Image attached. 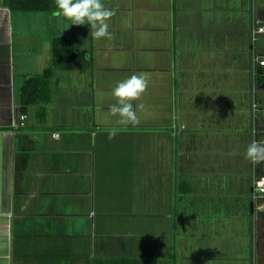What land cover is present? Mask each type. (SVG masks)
<instances>
[{
  "label": "crops",
  "instance_id": "crops-1",
  "mask_svg": "<svg viewBox=\"0 0 264 264\" xmlns=\"http://www.w3.org/2000/svg\"><path fill=\"white\" fill-rule=\"evenodd\" d=\"M102 2L115 12L111 40L93 39L87 24L57 28L41 47L48 62L40 55L34 64L28 15L0 0V264H93L96 257L248 264V252H223L230 242L222 240L237 232L244 241L247 225L242 210L223 212L215 201L222 193L208 177L222 174L211 160L179 159L193 147L236 154L248 140V0ZM58 35L85 51L92 65L56 68L50 101L28 106L25 125L15 128L21 88L52 63L49 42ZM141 73L149 84L133 101L145 105L137 111L140 123L109 139L107 130L120 127L109 113L113 89ZM187 129L198 137H187ZM209 134L228 137L212 147ZM250 134L251 143L252 128ZM113 167L120 169L110 196ZM239 167L234 181L243 175ZM139 175L151 177L149 185L139 184ZM148 191L153 200L143 212ZM145 213L149 220L139 223Z\"/></svg>",
  "mask_w": 264,
  "mask_h": 264
},
{
  "label": "rangeland",
  "instance_id": "rangeland-1",
  "mask_svg": "<svg viewBox=\"0 0 264 264\" xmlns=\"http://www.w3.org/2000/svg\"><path fill=\"white\" fill-rule=\"evenodd\" d=\"M239 2L241 4V3H244L245 0H239ZM254 9H256V12L259 15H263L264 14V0H248V24H249V17L251 16V18L253 19ZM52 12L53 11H43V12H37V11L17 12L15 11V13H23L24 15H28L27 47L29 50L30 63L32 62L36 64L35 63L36 59L40 55L43 57L44 62H48L47 61L48 53L45 52L44 47L42 48L43 53L41 52L42 44L46 40H48V38L51 35L52 30H56L57 28H60L62 30L68 31L70 29V21H67L62 17L54 16L52 18ZM39 15H42V16L47 15V17L46 19L39 18ZM59 36H62V35H59ZM66 38L68 39V37ZM49 44L51 45L52 42H49ZM51 56H52V63H49L48 67H51L53 64V53L51 54ZM37 70L40 71V69L38 68ZM262 74H264V72ZM32 76H35V75H32ZM258 79L259 81L261 80L263 81L260 85L258 84V88H257V96L261 100L262 98L264 99V75L263 77L259 76ZM253 87H254V82H253L252 62H251V53H250V32L248 31V125L244 124L243 126L244 129H247L248 127V140H246L247 138L246 136L243 137L242 142H240L242 144L238 146V150H237L238 153L236 154L233 153V150L230 153H227L226 151H222V152L217 151V152L212 153L211 151H206V150L198 151L196 148L194 147L191 148V146H189V148L191 149H187L188 154L182 153L179 159H183L186 157V159H188L191 163H195L196 161H204V160H211V162L213 161V164H214L213 168L216 169L215 173L222 174L220 179H217L216 177L214 178L213 172H210L209 177L206 176L210 178V182L212 180H215L213 184L209 183L208 186L212 184L216 191H220L222 193L220 194L219 197L215 198V201H217L219 207L222 209L223 212H225V210L227 209H230L232 212L234 210L235 212L236 210L235 208L237 207L240 211L242 210L244 214H246L244 215L246 218L243 219L242 217V219L245 220V224L247 225V226H244L247 228L246 229L247 237H245L243 241L240 239L237 232H232L230 235L231 236L230 238L226 237L225 239L222 240V241H227V243L230 242L227 244V246H230V247L228 249H225L223 252L225 253L226 250H229V249L231 250L230 254L232 255L233 254L234 255H244V254H247L248 252V264H264V214L259 213L256 216H254L251 213V196H250L249 189L252 185V168H251V162H249L245 158L246 149L248 145L250 144V136H251L250 131L253 126L251 113L249 110V107L252 103L253 96H254ZM246 95L247 94H245V96ZM257 127L259 130H264V117L258 118ZM191 132L192 130L187 129V131L185 132L186 135H188L187 137H189L190 139H192L195 136L198 137V135L194 136V134H190ZM210 136L212 137V140L210 143L212 144V147L213 146L217 147L219 144L223 146V143L220 142L221 139H223L224 136L226 138L228 137V135H223V134H215V135L209 134V137ZM177 153H178V150L177 149L174 150V162H176L177 160ZM237 163H239L240 167L235 168V170L241 169L243 175L241 177H236L237 179L234 181L233 178H235L234 176L235 174L233 170H234V166H236ZM113 168H114L113 169L114 172L110 171V174L113 177H111V179L109 180L110 181L109 182L110 196L116 193V191H114V186L117 182H116V178L114 177L115 175H117L115 171L117 170L119 171L120 169L118 167L116 168L113 167ZM139 176H140L139 184L147 182V184L149 185V180L151 177L149 178L147 175H139ZM199 179L200 178H198V180ZM217 183L219 184L218 186H217ZM173 184L175 185L176 182L173 181ZM148 194H149V191L146 194H143L144 196H141V200H140L141 204L145 205V206H142L141 208H147V209H142L143 212H146L145 210H148V208L150 207V205H148L149 200H153L149 197ZM118 200L119 199L116 196L114 198H111V197L109 198L110 211L115 210L116 202ZM206 205L207 203L205 204V206ZM190 208H193V206H190ZM192 211L194 210L192 209ZM145 214L141 215V218H139L140 220H138L139 223H147V221L149 220V215L148 214L145 215ZM110 218H111V221L113 220L114 223L117 222L116 221L117 216L115 214H110ZM173 220L175 221L176 219L173 218ZM225 233L227 232L225 231Z\"/></svg>",
  "mask_w": 264,
  "mask_h": 264
},
{
  "label": "clouds",
  "instance_id": "clouds-1",
  "mask_svg": "<svg viewBox=\"0 0 264 264\" xmlns=\"http://www.w3.org/2000/svg\"><path fill=\"white\" fill-rule=\"evenodd\" d=\"M55 5L56 10L52 12L53 16L70 21V25H90V35L93 39H112L108 30V21L115 12L106 8L102 0H55ZM148 84L149 78L146 74H133L119 82L113 89L112 95L116 103L110 105L109 113L113 117H118L116 124L120 127L107 130L109 139H113L120 131L126 130L127 126L135 127L140 123L137 111H143L145 105L140 103L134 107L133 101L141 99L147 91ZM245 158L252 164L264 162V143L253 140L246 149Z\"/></svg>",
  "mask_w": 264,
  "mask_h": 264
},
{
  "label": "trees",
  "instance_id": "trees-1",
  "mask_svg": "<svg viewBox=\"0 0 264 264\" xmlns=\"http://www.w3.org/2000/svg\"><path fill=\"white\" fill-rule=\"evenodd\" d=\"M2 2L12 12L56 10L55 0H2ZM52 53V66L46 68L42 74L28 77L21 88L20 110L22 113H26L28 106L32 104L50 101L51 80L56 68L75 69L92 65L89 58L85 59L88 57L86 52L74 48L69 39L64 36L58 35L53 38ZM262 82L261 80L258 84L260 85ZM93 264H151V260L131 257H96L93 259Z\"/></svg>",
  "mask_w": 264,
  "mask_h": 264
},
{
  "label": "built area",
  "instance_id": "built-area-1",
  "mask_svg": "<svg viewBox=\"0 0 264 264\" xmlns=\"http://www.w3.org/2000/svg\"><path fill=\"white\" fill-rule=\"evenodd\" d=\"M250 40H251V62L253 73V100H252V141L264 143V131L259 130L257 121L259 117H264V101L260 100L257 96V88L259 79L264 74V14L259 15L256 9L253 11V19L250 27ZM27 115L24 113L19 114L17 120L13 121V126L19 128L25 125ZM252 185H251V206L253 215L259 213L264 214V162L260 164H252Z\"/></svg>",
  "mask_w": 264,
  "mask_h": 264
}]
</instances>
